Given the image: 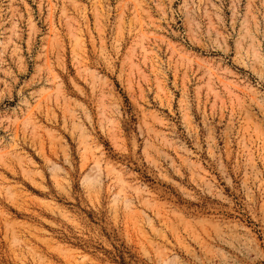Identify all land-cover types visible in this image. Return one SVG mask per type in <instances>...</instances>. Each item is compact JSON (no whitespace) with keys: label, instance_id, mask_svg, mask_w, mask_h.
I'll return each mask as SVG.
<instances>
[{"label":"rangeland","instance_id":"rangeland-1","mask_svg":"<svg viewBox=\"0 0 264 264\" xmlns=\"http://www.w3.org/2000/svg\"><path fill=\"white\" fill-rule=\"evenodd\" d=\"M0 264H264V0H0Z\"/></svg>","mask_w":264,"mask_h":264}]
</instances>
